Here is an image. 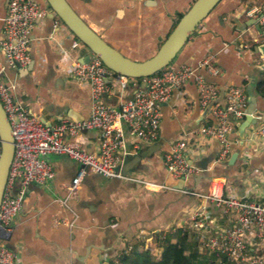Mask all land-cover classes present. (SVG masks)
<instances>
[{"label":"crops","instance_id":"0c3cea01","mask_svg":"<svg viewBox=\"0 0 264 264\" xmlns=\"http://www.w3.org/2000/svg\"><path fill=\"white\" fill-rule=\"evenodd\" d=\"M194 1L67 0L109 45L138 62L157 52L178 22V14H184ZM4 2L0 0V28ZM40 3L47 6L42 0ZM262 3L264 0H222L170 65L171 70L192 68L216 87L218 95L210 106L223 104L229 86L243 89L247 105L250 85L256 94L254 84L264 68V34L245 11ZM56 20L49 13L36 23L30 36L29 65L8 74L17 82L15 101L47 126L64 120L80 122L91 109L89 85L78 83L69 73L75 62L83 63L91 54L84 46L72 49L69 31L54 27ZM207 59L209 67L202 66ZM209 68L217 74L208 72ZM108 84L112 92L104 102L117 107L132 97L140 83L128 79L122 87L119 76L111 75ZM210 106L202 110L198 87L190 79L162 105L159 138L142 143L138 151L125 157L123 174L171 188L159 193H147L139 184L87 172L66 208L62 201L79 166L65 157L48 156L46 161L54 176L42 185L27 188L21 211L5 239L7 246L20 254L21 264H115L120 254L139 244L149 250L156 234L178 228L197 242L200 253H209L190 220L201 201L181 193L183 188L204 194L211 181L222 178L226 194L244 203L264 205V101L257 95L254 123L246 128L241 146L237 128L244 120L234 128L231 151L224 160H219V144L199 133L201 127L213 122ZM63 140L70 142L71 138L66 136ZM180 140L187 142L186 160L197 168L198 174L173 180L164 168L163 156ZM76 141L89 153L99 151L97 130L82 131ZM129 143L127 148L131 151ZM235 151L238 156L229 165ZM211 220L212 230L235 223L233 213L215 210ZM152 253L157 256L156 250Z\"/></svg>","mask_w":264,"mask_h":264},{"label":"built area","instance_id":"2783aa9c","mask_svg":"<svg viewBox=\"0 0 264 264\" xmlns=\"http://www.w3.org/2000/svg\"><path fill=\"white\" fill-rule=\"evenodd\" d=\"M137 3L156 0H134ZM46 4L44 0H42ZM51 13L40 0H8L1 19L0 34V103L11 127L14 152L9 166L6 186L0 204V264H21L20 254L7 246L11 224L21 211L27 188L32 184H44L54 172L48 165V156L65 157L79 166L62 201L69 208L68 200L79 189L87 172L105 179H118L139 184L147 193H159L171 189L162 184L140 177L123 174L125 157L136 152L142 143H152L159 138L161 107L174 90L181 89L190 79L198 87L200 106L207 109L216 100L218 91L206 83L192 68L181 66L175 70L163 69L143 78L130 99L117 107L108 106L104 99L112 92L108 78L113 75L98 57L91 55L87 63L75 62L69 73L78 83L90 87L91 109L86 119L77 122L61 121L45 125L25 106L14 99L16 79L10 71L25 69L30 63L29 42L36 23ZM247 18L264 34V3L246 9ZM57 19V18H56ZM66 27L57 19L54 27ZM67 30V29H66ZM71 48L83 45L69 32ZM202 66L209 67L208 59ZM213 75L217 71L210 69ZM122 87L128 78L119 77ZM247 96L242 88L227 87L222 105L210 106L211 125L199 129L200 135L214 139L220 146L219 160L231 151L230 135L246 116ZM97 130L100 146L96 154L87 152L76 141L82 131ZM70 142H64V137ZM130 141L131 151L127 148ZM187 142H174L163 156V165L173 180H185L198 174V170L186 160ZM1 154V145H0ZM181 193L201 201L190 215L192 229L198 234L203 246L225 264H264V205L244 203L225 192V180L211 181L204 194L183 188ZM221 214L233 213L235 223L228 228L212 230L213 210Z\"/></svg>","mask_w":264,"mask_h":264},{"label":"water","instance_id":"95a60500","mask_svg":"<svg viewBox=\"0 0 264 264\" xmlns=\"http://www.w3.org/2000/svg\"><path fill=\"white\" fill-rule=\"evenodd\" d=\"M50 9V14L56 17L73 36L88 49L91 55L99 58L103 65L119 77L140 79L150 77L168 67L187 41L193 36L199 25L210 15L222 0H195L190 8L181 16L170 34L162 42L157 52L150 58L138 62L126 58L118 50L109 45L99 36L70 6L67 0H44ZM8 0L4 2L6 9ZM257 30L260 32L258 26ZM264 52V45L262 46ZM90 55L83 63H87ZM253 85L248 87L249 98L244 121L237 128L239 145L243 144L246 128L254 123L253 113L256 110L257 95L252 91ZM0 204L6 186L9 166L13 157L14 145L12 131L6 114L0 103ZM238 156L234 152L229 165ZM198 178H195L197 181Z\"/></svg>","mask_w":264,"mask_h":264},{"label":"trees","instance_id":"16d2710c","mask_svg":"<svg viewBox=\"0 0 264 264\" xmlns=\"http://www.w3.org/2000/svg\"><path fill=\"white\" fill-rule=\"evenodd\" d=\"M247 1L243 0V2ZM182 15L183 13L178 14L177 21ZM251 47L255 48L253 45ZM129 80L140 82L142 78H129ZM254 92L264 101V68L256 78ZM141 245L139 244L129 251L120 254L115 264H225L221 258L219 259L214 254L200 253L197 242L189 238L186 231L177 228L173 229L163 238L161 235L156 234L153 238L152 248L149 250H145ZM154 250L157 251V256L151 257Z\"/></svg>","mask_w":264,"mask_h":264},{"label":"rangeland","instance_id":"374dc122","mask_svg":"<svg viewBox=\"0 0 264 264\" xmlns=\"http://www.w3.org/2000/svg\"><path fill=\"white\" fill-rule=\"evenodd\" d=\"M171 66H168L166 69H170ZM178 229V228H177ZM180 230V229H179ZM172 231V229H168L167 231H161L158 234L161 235V237L163 238L164 236H166L168 233H170ZM183 231V230H182ZM209 254V253H207ZM212 254V253H211ZM151 257H156L155 253L151 254Z\"/></svg>","mask_w":264,"mask_h":264}]
</instances>
